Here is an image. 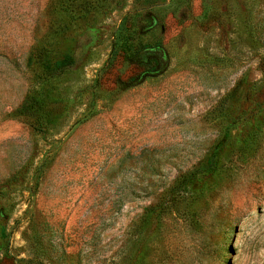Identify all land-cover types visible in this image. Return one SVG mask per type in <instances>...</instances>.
Wrapping results in <instances>:
<instances>
[{"label": "rangeland", "instance_id": "1", "mask_svg": "<svg viewBox=\"0 0 264 264\" xmlns=\"http://www.w3.org/2000/svg\"><path fill=\"white\" fill-rule=\"evenodd\" d=\"M146 6L0 0V264H264V0ZM141 7L166 58L121 89Z\"/></svg>", "mask_w": 264, "mask_h": 264}, {"label": "trees", "instance_id": "2", "mask_svg": "<svg viewBox=\"0 0 264 264\" xmlns=\"http://www.w3.org/2000/svg\"><path fill=\"white\" fill-rule=\"evenodd\" d=\"M147 8L156 5L159 0H143ZM143 7L125 15L116 31L113 34L110 52L106 60V66H112L119 61H129L134 64L137 71L126 78H117V86L121 89L134 85L144 78L155 74L162 68L163 60L166 58L163 46L159 41H146L143 39L140 27L141 17L147 25L153 23L151 21V13H142ZM146 8V9H147ZM143 52L148 55L142 56ZM64 64V63H62ZM58 65H61V63ZM226 138L227 135H224ZM224 139L219 141L214 147L212 153L207 158L205 170L212 171L220 158Z\"/></svg>", "mask_w": 264, "mask_h": 264}]
</instances>
